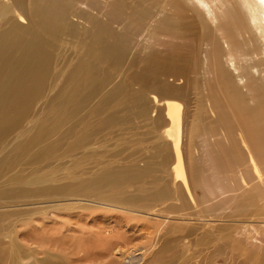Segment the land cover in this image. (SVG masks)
<instances>
[{
  "label": "bare ground",
  "instance_id": "obj_1",
  "mask_svg": "<svg viewBox=\"0 0 264 264\" xmlns=\"http://www.w3.org/2000/svg\"><path fill=\"white\" fill-rule=\"evenodd\" d=\"M195 225L264 260V3L0 0V264H172Z\"/></svg>",
  "mask_w": 264,
  "mask_h": 264
},
{
  "label": "rangeland",
  "instance_id": "obj_2",
  "mask_svg": "<svg viewBox=\"0 0 264 264\" xmlns=\"http://www.w3.org/2000/svg\"><path fill=\"white\" fill-rule=\"evenodd\" d=\"M186 161V164L189 163ZM234 175H232L233 179H235ZM202 197L203 191L199 190L198 198ZM219 206L226 207L225 209H227L226 204H220ZM220 212L221 209L215 215ZM195 223L201 224L202 222ZM194 228H196V231L193 232L194 234L180 241L178 248L173 250H171L170 245L172 243H168L169 238H167L168 248L166 247L163 255L166 259L169 257L173 258L172 264H204L206 261L209 264H264L262 252H259L256 247L250 248L249 245L243 244L241 250L235 244V248H233L229 233L231 235L234 233L230 229L216 230L214 228L210 230L201 227V225H195ZM145 246L143 243L137 242L136 246L130 247L129 253H123L126 255L122 256V264H141L143 255L147 253Z\"/></svg>",
  "mask_w": 264,
  "mask_h": 264
},
{
  "label": "snow or ice",
  "instance_id": "obj_3",
  "mask_svg": "<svg viewBox=\"0 0 264 264\" xmlns=\"http://www.w3.org/2000/svg\"><path fill=\"white\" fill-rule=\"evenodd\" d=\"M260 3H264V0H259Z\"/></svg>",
  "mask_w": 264,
  "mask_h": 264
}]
</instances>
